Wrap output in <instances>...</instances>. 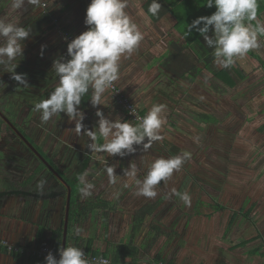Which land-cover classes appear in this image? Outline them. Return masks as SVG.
<instances>
[{
    "label": "rangeland",
    "instance_id": "1",
    "mask_svg": "<svg viewBox=\"0 0 264 264\" xmlns=\"http://www.w3.org/2000/svg\"><path fill=\"white\" fill-rule=\"evenodd\" d=\"M88 5L87 0H59L55 6L56 10L52 12L48 2L47 6L42 8V14L49 12L52 18L55 25L53 31L58 39L56 44L60 50H64L62 55L66 57V38L72 40L87 30L84 19ZM65 6L68 8L65 9ZM177 6L175 4V10L184 16L189 10H192L193 14L198 12L193 9H178ZM19 11H16L18 16ZM66 14L69 15L68 18L65 17ZM133 19L145 38L131 56L122 58L120 78L114 84L137 109L140 117L143 112L147 114L153 104L166 106L161 114L166 119L161 129V135L165 137L162 142L154 143L147 152L137 148L135 154L124 158L90 152L86 159L83 129L82 133L78 134L75 130L76 122L69 120L66 114L61 113L53 117L46 123L45 128V123L39 120L40 116L34 120L36 125L33 124V127L21 122L22 117L19 120L12 117V120L49 155L62 173L74 177L75 173L87 170V179L90 182H100L95 185V188L99 189V197L112 201L116 207L110 214L107 227L103 226L98 214L93 218V223L85 222L88 229L83 226L79 229L80 235L89 236L94 240V249L108 252L118 243L128 240L134 212L165 197L156 214L146 220L142 231L135 238V244L143 245L152 220L161 221L166 227L176 223L179 237L173 242L161 237L150 253L140 252L142 262L139 264H162L155 262L157 254L162 255L165 261L163 264H239L241 259L248 255L257 259L256 251L263 250L253 249L264 240V132H259L264 124V65L259 62L261 59L264 63V37L259 38L258 49L250 51L245 58L238 59L230 69L220 66L234 81L235 87L227 85L203 69L207 78L201 76L199 80L207 87L211 85L212 80L220 83L222 88L229 91L224 99L221 96L206 94L201 90L202 84L201 89L188 86L187 95L175 100L166 95L159 86L162 78L158 68H151L149 65L169 46L170 39H179L176 30L173 25L164 21L157 27L138 21L135 16ZM193 19L192 16L191 22ZM259 20L264 23V14ZM175 92L181 95V90L177 89ZM90 95L91 90L88 94V111L92 130H95L98 119L95 115L97 110L110 119L119 116L135 123L129 119L110 90L104 94V102L98 109L92 107ZM80 107L83 111V102ZM24 108L26 112L30 110L25 106ZM195 110L214 114L218 122H202L193 114ZM15 113L19 114L17 110ZM41 125L42 128L39 129ZM6 126L2 127L0 162L4 161L9 165L5 169L10 177L24 179L37 167H41V163ZM185 151L191 153V159L187 160L181 171L174 173L167 183L161 182L157 187L158 195L155 199L136 195L137 185L123 175V170L133 161L139 169L137 178L142 180L154 158H170ZM103 157H106L109 166L116 167L115 174L119 175V179L115 185L106 183L108 177L104 171L106 165ZM47 175L54 181L48 172ZM182 187H185L191 196L190 206H185L178 197L169 198L172 189L179 191ZM116 193L120 194L119 198H116ZM197 201L202 203L199 214H196L194 208ZM217 204L226 209L218 211ZM250 209H253L251 217L254 225L247 226L244 231L240 224L236 223L226 233L231 216L235 212H238L239 216L245 215ZM258 233L262 235L260 240L249 242ZM236 234L239 235L237 240L231 243L230 239ZM242 243H245L243 247H234Z\"/></svg>",
    "mask_w": 264,
    "mask_h": 264
},
{
    "label": "clouds",
    "instance_id": "2",
    "mask_svg": "<svg viewBox=\"0 0 264 264\" xmlns=\"http://www.w3.org/2000/svg\"><path fill=\"white\" fill-rule=\"evenodd\" d=\"M47 2L11 0V7L20 11H27L28 7L38 10L45 8ZM203 3L209 9L214 7L215 12L187 24L184 35L187 38L193 30L198 32L206 46L213 50L216 65L230 69L238 59L245 58L250 51L260 47L259 38L264 37V23L258 19L259 0H203ZM128 7L129 0H90L84 19L87 30L67 43V58L59 56L53 61L51 71L58 78V85L46 99L34 103V111L40 113L43 123L46 124L61 113L66 114L69 120L76 122V132L81 134L83 129V135L89 137L90 152L106 153L107 157L124 158L135 154L137 148L147 152L154 143L165 139L161 135L166 123L161 115L166 108L163 104H153L143 117L136 116L132 109L138 123H131L119 116L110 119L97 110L95 130H88L83 124L85 112L80 107L82 99L91 90L90 103L98 109L104 102L106 91L120 78L122 58L131 56L145 38L127 11ZM161 9L159 0H151L147 14L158 16ZM32 35L30 28L0 18V76L9 74L10 79L17 82V88L30 87L27 74H18L16 69L24 59L25 42ZM45 47H41V57ZM0 84H5L2 79ZM102 159L109 184L115 185L119 179V175L115 174L116 167L109 166L106 157ZM189 159L191 153L187 151L170 158L156 157L142 180L137 178L139 169L132 161L123 170V175L137 185L136 195L155 199L161 182L167 183ZM87 177V170L77 177L78 191L82 197H91L95 189ZM44 183L40 181L37 188H42ZM119 195L116 193V198ZM172 196L178 197L185 206L191 205V196L186 191L172 189L169 198ZM76 231L79 233L80 230ZM58 255L59 259L49 252L44 264H91L83 249L76 246L60 247ZM97 264H109V261L100 258Z\"/></svg>",
    "mask_w": 264,
    "mask_h": 264
},
{
    "label": "trees",
    "instance_id": "3",
    "mask_svg": "<svg viewBox=\"0 0 264 264\" xmlns=\"http://www.w3.org/2000/svg\"><path fill=\"white\" fill-rule=\"evenodd\" d=\"M4 0H0V4ZM162 5V9L158 16H151L147 14L150 19L154 23H159L166 15H173L174 18L178 21V24L174 27L175 30L181 36V39H170L168 44L169 46L164 49L158 57H155L151 62L153 67H157L160 71V76L162 81L159 86L163 88V92L168 95L171 99L181 98L187 95V87L195 86L201 89V85L203 84L199 79L200 77H206L203 74V69L208 70L214 77L220 79L222 82H225L227 85L231 87H235L234 81L229 77L228 73L220 68L219 65L214 63V57L212 55V49L208 48L203 41V38L199 35L198 32L193 30L192 34L185 37L184 33L186 30L187 24H191V15L190 13H186L185 17L182 16L179 11L175 9H171L169 4H166L164 0H159ZM151 0H148L145 4L144 11L147 13V9ZM259 12L258 18H261L264 14V0H259ZM207 15L210 16L215 12L214 10H208ZM193 15V14H192ZM186 19V20H185ZM197 19V18H196ZM195 20V18L193 19ZM48 26L50 30L55 29V25L51 21L49 12L39 16L37 19L27 24L25 27H28L32 30V36L30 39L26 41L36 40L38 36H43L45 26ZM202 26V25H201ZM46 31V29H45ZM211 35V31L209 33ZM261 65H264L263 60L259 59ZM207 78V77H206ZM168 85H166V83ZM181 90V95H178L175 91ZM208 95L221 96L224 99V96L229 93L227 89L218 83L217 81L212 80V83L209 87L205 84L202 85V89ZM0 111L3 112L5 116H7L16 127L25 135V137L32 143V145L40 152V154L46 159V161L62 176V178L67 182V184L71 187V208H70V216H69V228H68V237L66 246L72 245L79 248H82L83 251L88 255H93L96 257L107 258L110 261V264H118L120 259L126 258L131 259L133 261H139L141 256L140 252L144 251L145 253H149L152 248L156 245V243L160 240L161 237L168 238L169 242H173L176 238L179 237V233L175 227L176 223L170 227H166L162 224L161 221L152 220L148 233L145 236L143 241V245L138 246L135 244L136 236L141 232L142 228L145 225L146 220L149 217H153L157 210L160 208L162 203L165 201V197H161L160 199L148 203L140 208H138L133 214L132 220V229L129 235V238L126 242L118 244L114 249H111L108 252H102L98 249H94V240L93 239H85L79 237L76 234V229L78 226L85 222L90 214L99 213L101 216V222L104 227L109 225V219L111 212L116 210V207L109 200L99 198L96 201L89 202H81V195L78 191V174L75 173L74 177H68L66 174L62 173L60 167L46 154L40 146H38L33 140H31L27 134L19 128V126L14 122L11 118L10 113L0 104ZM87 111L85 112V121L84 125L88 130H92V124L87 116ZM193 114L202 122L205 123H213L216 124L218 122V118L211 113L203 112L200 110L193 111ZM146 115L143 112L142 117ZM129 118V117H128ZM130 119V118H129ZM6 126L4 120L0 117V139L2 135V127ZM7 127V126H6ZM12 131V129L10 128ZM13 132V131H12ZM259 132H264V124L260 127ZM15 135V133L13 132ZM16 136V135H15ZM22 142L21 140H19ZM85 141V153L86 159L89 157L90 150L88 149V144L91 142L89 137L84 135ZM103 142V141H99ZM23 143V142H22ZM24 144V143H23ZM28 150H30L28 148ZM31 151V150H30ZM35 158L39 160L41 163V167L36 168L29 176H27L23 181L19 183H10L7 187L8 193H18L24 200L27 202L33 193L32 187L34 183L37 182L38 178L41 174L46 171L48 172L57 182L56 187L51 189L48 192H44L46 195H51L52 197H57L63 194V214L60 227L57 230L52 231V235L49 236L45 231H41V234L36 236L34 242L27 245L25 248L23 247V253L19 255L23 259H25L29 264H44L45 258H42L38 255V252L43 249L50 247L54 252L58 253V248L62 247L63 242V230H64V218H65V208H66V199H67V188L59 182V180L54 176V174L47 168V166L31 151ZM74 181H77L75 183ZM185 187H182L179 192H185ZM202 203L197 201L195 203V212L199 214L200 207ZM218 211L225 210L226 208L217 204ZM251 210L245 213V215L239 216L238 212H235L228 224L226 233L232 228L236 223L240 224L242 230H246L247 226L254 225V221L251 217ZM252 222V223H251ZM175 227V228H174ZM238 234H236L233 238H231V243L237 240ZM257 238H252L249 242L255 241ZM245 243L236 244L234 247L243 246ZM3 248L7 253L8 250L5 247ZM31 250V253L28 254L27 251ZM14 254V253H13ZM157 263H164V259L161 254H157L155 257Z\"/></svg>",
    "mask_w": 264,
    "mask_h": 264
},
{
    "label": "crops",
    "instance_id": "4",
    "mask_svg": "<svg viewBox=\"0 0 264 264\" xmlns=\"http://www.w3.org/2000/svg\"><path fill=\"white\" fill-rule=\"evenodd\" d=\"M58 1L59 0H50V1L48 0V4L51 7L50 8L51 12L56 10L55 6L58 5ZM147 1L148 0H129V7L127 11L132 17L135 16L136 20L143 21L145 24L156 25L157 27L159 24H163L162 21L168 23V25H173V27H175L178 24V21L171 14L166 15V17L163 18L159 23H154L147 15V13H145L144 11V7ZM164 1L166 4H169V7L171 9H175L174 6L175 4H177L178 9H182V10L193 9L198 11L197 13L193 14V11L189 10L190 15L193 16L195 19L207 15V12H209L208 10L215 9L214 7L211 9L204 7L203 0H164ZM87 2L88 4H90V0H87ZM64 8L66 9L68 8V6H65ZM16 11L18 10L11 7V0H4L0 4V18H3L5 22H11L19 26H26L27 24L37 19L39 16L43 15L42 13L44 12L43 9L37 10L28 7L27 11H23V10H21L22 12L19 11L18 13L20 14V16H18L16 14ZM133 11H137V12H133ZM179 13L182 16H184L181 12ZM68 16H69L68 14L65 15L66 18H68ZM61 18L63 19L64 16H61ZM45 29L43 36H38L36 40L29 41L28 43L25 42L24 59L20 62L18 68L16 69V72L18 74L19 73L27 74V78H28L27 82L29 83L30 87L17 88L18 87L17 82L10 79L9 74L4 73L2 76H0V79H2L3 82L5 83V84H0V104L6 105L8 112L12 115L11 117H14L16 120H19V118L22 117V120L20 121L26 124L28 123L32 127L33 124L36 125V123H34V120L40 116L39 112L34 111V103L39 100L40 96L44 97V98L40 97V99H46L50 94L49 91H52L57 86L58 78L55 77V75L51 71L52 64L53 61L57 59L59 56H64L62 55V52H64V50L63 49L60 50V48L56 44V42L58 41L56 33H54L53 30H50L51 28L49 29L47 25L45 26ZM177 34L179 36V39H181V36L179 35L178 32ZM42 46H46V47L44 48L43 56L41 57ZM64 57L67 58L66 56ZM82 102L84 106L83 111L84 112L87 111L86 117H88L90 120V114L88 111L89 108L88 96L82 99ZM27 105L28 108H30V110H27L26 112L24 106L27 107ZM15 110H17L19 114H16ZM40 119L41 118L39 117V120ZM46 126L47 124L43 125L44 128ZM38 128L41 129L42 125ZM66 136L68 135L66 134ZM1 152L2 151L0 150V154ZM53 154L55 156L56 152ZM110 164L112 165V163ZM7 166L9 165L6 162L4 161L0 162V240L5 241L10 245H14V247L25 248L27 245L35 241L36 236L38 234H41L42 230L43 232L45 231V233L51 236L52 231L57 230L60 227L62 214H63L64 196L63 194H61L60 196L58 195L57 197H52L51 195H46L44 193L58 186L57 182L52 181L51 178L47 175L46 171H44L41 174V176L38 178L40 181L42 180L45 181V183L40 189L37 188V184L40 181L34 183L32 187L33 193L31 194L29 201L26 202L24 198H22L18 193H8L7 187L10 183H19L23 181L27 176L24 179L22 178L19 179L18 177H10V175L7 173L5 169ZM108 182L109 181L107 180L106 183ZM98 184H100V182H97L94 185H98ZM98 191L99 189L95 188L93 191L94 192L93 196L91 197L92 198L97 197L99 199L100 197ZM88 199L89 197L81 196L82 203L89 201L90 202L96 201L93 199H89V200ZM98 214H99L98 212L94 214H90L85 222L93 223V218H96ZM85 222L81 223L77 229H80L82 226L85 229H88L85 226L86 224ZM76 234L79 237L85 239H92L89 236L80 235V233H77V231ZM255 237L258 240H260L262 235L258 233L257 236ZM261 242L262 244L259 243V245H257L256 248L253 249V250H257V249L263 250V251H256L255 256H257L258 258L255 259V257H251L250 255H248V257L245 256L243 259H241V262L239 261L240 262L239 264H254V262H256L257 264H264V260H263L264 240ZM121 243L124 242L122 241ZM1 247L3 246H0V264H29L25 259L19 256L23 252L21 253L15 251L9 254ZM115 247L111 249H114ZM111 249H109V251ZM251 251L248 254H250ZM27 252L28 254H30L31 250ZM141 262H142V257L140 258L139 261H133L131 259L122 258L120 259L118 264H139Z\"/></svg>",
    "mask_w": 264,
    "mask_h": 264
},
{
    "label": "water",
    "instance_id": "5",
    "mask_svg": "<svg viewBox=\"0 0 264 264\" xmlns=\"http://www.w3.org/2000/svg\"><path fill=\"white\" fill-rule=\"evenodd\" d=\"M0 117L4 120L6 125L12 129L15 135L38 157L47 168L54 174V176L62 183L68 190L65 208V218H64V230H63V242L62 247H66L68 228H69V216L71 208V187L62 178V176L46 161V159L40 154V152L32 145V143L25 137V135L12 123V121L0 111Z\"/></svg>",
    "mask_w": 264,
    "mask_h": 264
},
{
    "label": "built area",
    "instance_id": "6",
    "mask_svg": "<svg viewBox=\"0 0 264 264\" xmlns=\"http://www.w3.org/2000/svg\"><path fill=\"white\" fill-rule=\"evenodd\" d=\"M66 41L68 43V42L71 41V39L67 37L66 38ZM109 90L113 93V95L115 97V100L126 111V113L128 114V116L130 117V119H132L133 121H135V123H138V121L136 120V116H139V113L136 112L137 109L134 108V106L130 103V101L128 100V98L125 97L121 93V91L117 89V86L115 84ZM132 109L135 110L136 116H134L132 114V111H131ZM141 117H142V115H141ZM0 246L6 247L7 250H8V252H10V253L11 252H15V251L22 253L24 251L23 248L14 247V245H10L9 243H7L5 241H1V240H0ZM49 252H51L54 256H56L57 259H59L58 253L54 252L50 247L41 249L38 252V255L40 257H42V258H45ZM86 255H87V258L91 261V264H97L98 260L100 258H103V257H96V256H93V255H88V254H86ZM103 259L108 260L107 258H103ZM109 264H110V261H109Z\"/></svg>",
    "mask_w": 264,
    "mask_h": 264
},
{
    "label": "flooded vegetation",
    "instance_id": "7",
    "mask_svg": "<svg viewBox=\"0 0 264 264\" xmlns=\"http://www.w3.org/2000/svg\"><path fill=\"white\" fill-rule=\"evenodd\" d=\"M6 110H7V108H6V105H4V104H1ZM26 107V106H25ZM27 108H28V105H27ZM8 111V110H7ZM11 115V114H10ZM12 116V115H11ZM12 118V117H11ZM13 119V118H12ZM20 119V118H19ZM22 122V121H21ZM25 132V131H24ZM27 134V133H26ZM28 137H30L29 135H27ZM26 146V145H25Z\"/></svg>",
    "mask_w": 264,
    "mask_h": 264
}]
</instances>
